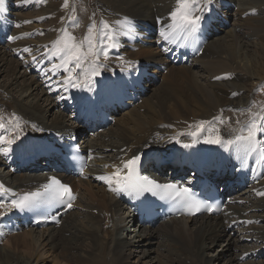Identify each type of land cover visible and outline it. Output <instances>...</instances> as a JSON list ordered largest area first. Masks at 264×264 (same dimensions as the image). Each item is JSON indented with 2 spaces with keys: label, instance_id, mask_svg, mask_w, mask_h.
<instances>
[{
  "label": "bare ground",
  "instance_id": "1",
  "mask_svg": "<svg viewBox=\"0 0 264 264\" xmlns=\"http://www.w3.org/2000/svg\"><path fill=\"white\" fill-rule=\"evenodd\" d=\"M16 1L20 3H16L15 0H6L10 5L13 3L24 7L23 11H20L21 13L18 10L13 11L17 18V25L12 33L26 31L30 33L28 35L30 37L26 38L29 39L26 41L24 39L13 42V47L15 50L24 53L20 46L28 44V48L31 49L29 54L32 55H29L31 57L29 59L30 63L35 64L36 68L41 67V69H44L45 67L49 79L53 76L51 66L45 64L42 57L48 51L45 46L55 42L50 41L53 39V33L56 32V29L48 30L44 27L46 24L37 18L45 17L47 14H56L67 23L69 21L67 17L70 16L71 9H74V0H69L68 8L63 7L64 0H50L48 4L41 3V0ZM226 1L232 4L230 8L224 10L229 24L228 27H218V33L222 29H225V33L220 35L215 32L202 53L199 54L198 52L197 55L192 56L185 51L184 46L192 42L195 34H175V38L169 40H165L160 34L162 28L168 31L169 25L173 23L169 14L176 7L177 0H104L101 10L109 17L106 22L117 33L116 37L124 38L123 29L117 25H120V23L126 25L129 21L133 25L129 31L132 34L128 37H133L132 39L135 42L126 41L128 44L123 48L128 49L129 55L127 56L118 55L111 50L112 48H108L106 49L108 51L106 61L103 62L102 55L100 57L102 67L99 68L100 75L98 78L101 82L99 91L101 92V100L99 103H105L107 99L111 98L122 103L126 108L120 107L121 109L112 113L115 121L110 126L111 128L109 127L110 130L105 129L104 132L100 131L104 129L98 128V131L103 133H96L94 137V139L97 138L96 142L85 139L88 131L82 127L83 116H81V110L79 112L68 110L71 113H68L70 115H65L62 110L55 111L58 102L52 94L57 91V86L63 91L61 97H63L62 102L64 105L69 106L74 102L73 96L61 86L62 81L55 79L49 84L47 79L45 81L47 88H45L42 81L37 79L38 76H35V74L29 75V69L24 67V62L20 61L21 59L24 61V58L18 56L17 59L20 60L14 61L12 59L10 52L5 49V47L8 48L12 45L0 44L1 70L6 71L11 76L9 82L6 80V83H0V89H2L0 90V106L5 107L6 111H8L7 106L9 105L15 107L14 112L16 115L22 120L23 117L27 120L22 127H19V130L15 129L12 132L14 139L19 136L20 139L16 140L18 143L28 144L29 142L34 143V139L38 136L52 138L54 135L66 136L71 132L78 133V135L86 134L81 139V146L98 157L97 160L99 161L97 163L100 166L103 165L105 169L113 172L116 167H122L123 161L145 153H150L152 157L164 162L162 159L167 158L170 153L174 152L176 144L179 142H182L181 146L184 149L188 148V151H190L193 143L183 137L197 131L198 129L194 130V127L201 120L211 122L205 124L209 126L208 137L215 136L217 129L219 135L225 140L235 139L237 135L241 134L246 135L245 127L239 132V127L243 123L240 121L239 126L236 127V132L231 133L228 131V135L225 136L221 129H226L220 128L222 123L214 122L212 117L219 115L227 126L231 119L228 120L227 118L225 120V116H221L224 104L233 106L234 109L238 110L245 107L250 100V93H248V88L244 84L245 81L251 80L257 83L264 78V42L260 43V41H250L249 39L258 35L261 40H264L263 33H261L264 32V16H256L259 14L258 11L260 14L264 13V0H247L245 2L235 0L238 6L234 0H222L221 3L225 4ZM240 4H242L241 7H239ZM1 9L4 14H8L6 8ZM234 9L237 11L232 12ZM243 14H247V16L243 18ZM260 17L262 18L260 19ZM26 21H30V23H26ZM31 21H34V23ZM202 22H204L203 18H201L200 25ZM231 22H233L232 25ZM50 23H53V21ZM237 26L242 29V33H246L245 38L249 41L241 36L242 33L239 34L241 31L236 32L234 28H237ZM63 27H65V24ZM230 27L232 28L229 29ZM226 29L228 30L226 31ZM76 30L77 28H75ZM31 31H36V33ZM94 31L96 34L95 29ZM39 33L40 35H38ZM87 34L88 32L85 35L82 33L81 36L84 40ZM34 36H36V39H32ZM63 36L64 32L61 37ZM14 37V35L11 36L13 41ZM40 39L46 40L38 42ZM138 39L143 42L146 40L153 42L156 46H141L137 42ZM97 42L99 47V41L97 40ZM132 46L138 48L134 54L129 51ZM82 47L85 51L87 50L83 44ZM249 47L252 48L249 49ZM111 55L117 57L115 58L117 60H112ZM33 56L36 57L35 61L32 59ZM179 60L182 63L177 65ZM150 66L155 69H152L150 75L147 76ZM197 67L200 69H197ZM161 69H167L166 74L162 73ZM144 77L146 78L143 83L142 79ZM217 77L221 78L217 79ZM58 80L60 81L58 82ZM10 93H20L19 98L14 101L12 100L13 97L8 99ZM233 93L237 95H233ZM23 95H26V98ZM27 96L32 97L27 98ZM133 97H137V101H134ZM251 103L254 104L255 102ZM142 110L144 111L141 112ZM254 113H259L261 119L264 120V105L254 108L250 115H247L245 111L237 114H239V119L243 117L249 119ZM72 114L76 120L72 118ZM117 114H121V116H117ZM45 116H49L51 119L47 120ZM248 123L249 121L246 125ZM257 123L259 124L260 121H257ZM12 125L16 127L15 123ZM27 135H30V139ZM107 138H109V141H105ZM257 140L264 145V134H259ZM49 144V142L43 141L42 147L45 148ZM185 145L189 146L185 147ZM229 148L235 153L228 156L227 161L234 165L236 171H239L241 168L240 156L243 152L237 150L235 145L228 146L225 144H222L221 151H228ZM104 153L106 155H102ZM212 156L216 155L210 157ZM245 156L248 160L245 167L246 181L253 182L247 186L244 179L240 181L241 183L244 182L248 188L243 191V187L238 186L237 189L241 193L237 195L240 194L239 196H242L240 199L244 198L245 200H249L248 197H244L248 194L258 198L259 200H256L252 207L264 209V195L258 194L264 193V146H259L254 152H247ZM210 157L205 156L203 159L211 161ZM186 159L194 163L196 158L189 153ZM213 160L215 161V159ZM5 164L10 167L6 161L0 162V171L3 170ZM215 165L217 166V164ZM167 169L166 165H162L161 171L169 175L171 171ZM5 170L8 172H0V182L7 183L20 192L29 191L42 181L43 184H46L48 180L43 174L29 175L28 171L37 172L39 170L31 169V167L24 168L23 172L19 174L12 172L10 168ZM86 172L81 177H67L66 179L67 182L74 185L76 192L88 196L89 203L86 205L81 204L79 199L76 201V206L78 204L84 207V211L69 210L65 212L62 215L61 224L59 226L51 225L55 229L49 231L47 236L45 234L36 236L37 234L35 235L33 230L25 232L23 236H20L22 243L19 244L20 241L17 244H19L18 246L23 244L27 247L24 253L29 255V258L27 259L23 255L15 256V253L0 248V264H43L42 256L46 255L49 250L60 248L62 250L55 255L56 260L59 257L65 263L74 264H127V261H130L131 256L134 254L137 253V258L149 257L151 251L158 252L160 256L166 257V264H187L188 260H191L192 264H210L211 262L205 258L207 254H202V251L205 247H210L211 244L222 239V237L225 238H223L224 243L227 242L228 244L225 245L226 248H223L219 255L215 256L216 260L220 259L221 256H226V264H250L251 262L242 263L243 253L244 255L251 254L264 246V241H261L264 238V227H258L256 224L243 225L236 222L245 221V219H259V217L264 219V213H261L263 215L255 214V217L245 216L244 211L246 210L243 211V209L246 206L240 204L239 201L229 202L226 207L228 214L222 211L217 216L184 217L181 225L176 224V222L172 226L168 223L169 221L159 223V221L154 220L151 225L146 227L145 222H140L139 219L136 222L134 220V229H138L137 232L139 233H136V236L140 240L132 246V243L123 241L121 238L123 229L119 230L120 228H117L118 224L115 217L122 212L133 218L137 212H133L131 206L125 204L122 197L123 191H115V197L106 190L105 185L109 187L108 183L97 178L103 175L101 169H93L92 173H100L93 176L88 174V170ZM44 174H47V172ZM155 175L157 176V174ZM158 178L161 180L168 179L166 176H159ZM99 182L104 184H99ZM0 185L6 188V184ZM252 190L256 191V195L253 194ZM4 195L7 197V193H4ZM7 198V202L11 200L10 197ZM74 204H72V209ZM12 211L13 208L5 203V207L0 209V214L10 215ZM110 224L116 228V231L109 227ZM143 224L145 227H143ZM2 227L0 226V230H3ZM236 228L243 229L244 235L232 236L231 233ZM113 231L116 233L113 234ZM102 234H104V237ZM44 236L50 241L48 244L41 243V237ZM242 236L248 242L241 239ZM17 237L19 235H12L11 238L18 240ZM110 237L112 241H110ZM36 247H38L37 250ZM74 250L79 253L72 254L71 252ZM160 250H164L166 253L163 251L159 253ZM83 251L84 254H82ZM33 255L36 256L35 262L31 261ZM108 256L112 262L107 261Z\"/></svg>",
  "mask_w": 264,
  "mask_h": 264
},
{
  "label": "snow or ice",
  "instance_id": "2",
  "mask_svg": "<svg viewBox=\"0 0 264 264\" xmlns=\"http://www.w3.org/2000/svg\"><path fill=\"white\" fill-rule=\"evenodd\" d=\"M207 2L208 0H206L204 7H207ZM63 7H69V0H64ZM200 10L201 5L199 0H177L176 7L169 14L173 23L169 25L168 31H165L163 28L160 30L161 36L165 40H169L170 38L174 39L175 34H195L199 30L201 21V16L196 15L195 13ZM72 11L74 12L75 9H72ZM70 19H72L74 23L76 22L75 17H70ZM26 23H30V21H26ZM95 28L96 24L93 22L89 27L88 36L86 38V51L83 49L82 45L75 43V37L66 30H64V36L54 42V50L52 55L59 56L61 58V63L53 64L52 70L58 71L60 68H64L65 71L68 72V77L61 85L65 88V90H67L68 85H71L72 87L83 86L91 90L94 84L93 78L100 75L99 68L102 67V63L100 61L101 55L106 60L108 58V51L106 49L115 48L118 46V44L115 42L114 36L109 30L106 31L103 36L104 47H98V44L93 40V30ZM105 28L108 29V25L106 23ZM13 39H15V37ZM23 51L28 53L31 52V49L25 48ZM89 57H91V59H89ZM32 59L35 61L36 57L33 56ZM86 61L90 71L85 68ZM69 65H72V67H69ZM77 68L81 69V71L85 73L83 77L73 76V71ZM220 78L221 77H217V79ZM233 95L237 94L233 93ZM61 99H63V97H61ZM213 121H219L220 123L225 122L219 116L213 117ZM257 121H260V123L258 124ZM206 123L211 122H206L203 120L199 121L197 125L198 130L203 129ZM237 123H239V121H237ZM3 127L4 125L0 124V128ZM19 127V124H17L16 129L19 130ZM244 131H246V135L241 134L237 135L235 139L225 140L221 135H219V130L217 129V134L215 136H209L207 142L213 144H225L228 146L237 145L239 147H243L245 153L249 151L254 152L259 146H264L257 140L259 134H264V120L261 119L259 113L253 114L252 119L245 126ZM8 135H11L10 131L7 135H0V145L7 144L11 146L16 142V140L20 139L19 136H17L15 139H8ZM192 135L195 136L196 133H192ZM188 146L189 145H185V147ZM9 151V147H0V153L5 156L9 154ZM140 160L141 157L139 155H135L131 159L123 161L122 167H116L113 173L109 175H102L97 178L107 182L110 190L116 192L128 191L140 194L143 192H152L154 189H160L166 197L181 202L189 211V213L193 215L201 211L202 208L210 212L214 210L212 206L203 204L202 202L196 200L191 194L190 189L187 187L177 186L176 184L171 183L161 185L154 180H150L147 177L139 175L138 167ZM113 184H115L116 187H112ZM9 191L11 190L4 188L3 185H0V209L5 207L3 195ZM258 194L264 195V193ZM74 199L75 196L72 193L71 187L67 184L61 183V181L55 177H52L50 182L44 186V190L42 192L35 191L24 193L17 198L11 199L7 203L13 209L25 211L37 208L45 203L64 204L68 208H71L72 201ZM247 223H253V221H247Z\"/></svg>",
  "mask_w": 264,
  "mask_h": 264
},
{
  "label": "rangeland",
  "instance_id": "3",
  "mask_svg": "<svg viewBox=\"0 0 264 264\" xmlns=\"http://www.w3.org/2000/svg\"><path fill=\"white\" fill-rule=\"evenodd\" d=\"M16 1V0H15ZM36 1H38V0H36ZM42 2L41 3H46V4H48V2L50 1V0H41ZM44 1V2H43ZM235 1V0H234ZM240 2H245V1H247V0H239ZM103 2H104V0H74V9H75V11L73 12L72 11V9H71V14H70V16L69 17H67V19L70 21V20H72V19H70V17H75V19H78L79 20V23H78V25H76V26H73V27H70V26H67V23H68V21H67V23H65L62 19H60V16H58V15H56V14H52V15H49V14H47V15H45V17H40V18H37V19H41V21L42 22H44L46 25H44V27L45 28H47L48 30H50V29H56V32H54L53 33V35H54V37H53V39L50 41V42H52V41H57L58 39H60V37H61V35H62V33L64 32V30H66L67 32H69L71 35H73L74 37H75V42H77L78 44H80V45H82L83 44V46L85 45L84 44V39H83V37L81 36L82 35V33L85 35L87 32H89V28L88 27H90V25L93 23V22H95V24H96V28H95V30H96V34H94V39H95V42L96 43H98L97 42V40L99 41V47H102V46H104V42H103V36H104V33L106 32V31H111V34L114 36V37H116V32L113 30V28L106 22V20H108L109 19V17H107L105 14H104V12L101 10V8L103 7ZM236 2V4H237V1H235ZM221 3V2H220ZM222 4V3H221ZM222 5H224V3L222 4ZM241 5L242 4H240L239 5V7H241ZM237 6H238V4H237ZM22 7V6H21ZM245 7H248V6H245ZM38 10V9H37ZM236 9H234V10H232V12L233 11H235ZM23 11V8L21 9L20 8V10H18V12L19 13H21V12ZM237 11V10H236ZM258 15H256V16H264V13L263 14H260V12L258 11ZM75 14V15H74ZM88 14V15H87ZM82 15H84L83 17H82ZM231 16H233V15H231ZM247 16V14H243V18H245ZM250 16H255V15H250ZM249 17V16H248ZM262 17H260V19L262 18ZM240 18V17H239ZM36 19V20H37ZM46 19V21H44ZM137 20H139V19H137ZM51 21H53V23H50ZM100 21H102L103 23H100L99 24V22ZM31 22H33L34 23V21H31ZM62 22H64V23H62ZM85 23V25H83ZM105 23L108 25V29H106L105 28ZM253 23H255V22H253ZM65 24V27H63V25ZM98 24H99V26H98ZM121 24H123V23H120V25ZM223 23H221V24H219V25H217L216 27H217V30L216 31H212V35L211 36H213L214 35V33L216 32V33H218V27L219 26H224V25H222ZM233 24V22H231V25ZM225 26H227L228 27V25L226 24ZM44 27H43V29H44ZM78 27H80L79 29H78ZM84 27V28H83ZM121 27V26H120ZM75 28H77V30L75 31ZM232 27H230L229 29H231ZM234 29H236V32L239 30V34H241L242 33V29L241 28H239L238 26H237V28H234ZM228 29H226V31H227ZM94 31V30H93ZM223 31V32H222ZM74 32V33H73ZM80 32V33H79ZM225 33V29H222L221 30V32H219L218 34H220V35H223ZM261 33H263V37H264V32H261ZM38 35H40V33L38 34ZM38 35H36V36H38ZM36 36H34L32 39H36ZM241 36L246 40V41H249L247 38H245V36H246V33L245 32H243L242 34H241ZM122 38V37H121ZM31 39V38H30ZM250 39V41L252 40H255V41H260V43H263L264 42V40H261L260 39V37L258 36V35H255L253 38H249ZM26 40H29V39H25L24 41H26ZM46 39H40L38 42H40V41H45ZM209 41V40H208ZM115 42L118 44V47L119 46H121V43H120V40H115ZM125 45L126 44H128L126 41H124L123 42ZM140 44H141V46H147V45H151L152 47H154V46H156V45H154V43L153 42H149V43H146V45L145 44H142L141 42H140ZM16 45H19V44H16ZM51 45V48H53L54 47V43L53 44H50ZM2 47H4V46H2ZM11 46H9L8 48H6L5 47V49L8 51V52H10V54H11V57H12V59L14 60V61H16V60H20V59H17V54L15 55L14 53H16L15 51H13V50H11L10 51V48ZM24 47V48H23ZM20 48L22 49V50H24L25 48H28V44L27 45H23V46H20ZM252 47H249V49H251ZM132 49V50H131ZM131 49H129V51H132V53L134 54V53H136L137 52V50H138V48L136 47V48H134L133 46H132V48ZM134 49V50H133ZM128 49L127 48H120L119 47V53H120V55L121 56H127V55H129V53H128V51H127ZM24 52V51H23ZM111 52H113V51H111ZM249 52V51H248ZM25 54H29V52L28 53H26V52H24ZM250 53V52H249ZM31 57L29 56V59H30ZM115 58H117V57H115V56H113V55H111V59L112 60H117V59H115ZM89 59H91L90 57H89ZM21 62H23V60L21 59L20 60ZM106 60L105 59H103V62H105ZM86 63V62H85ZM25 67V66H24ZM24 67H21V68H24ZM167 68V67H166ZM152 69H155V68H152L151 67V69H150V71L152 70ZM197 69H200L199 67H197ZM162 71V73H164V74H166V72H167V69L165 70H161ZM6 71H3V70H1V67H0V83H6V80H7V82H9L11 79V76L6 72ZM28 73H29V70H28ZM32 72H30V74L29 75H33V74H35V73H32ZM161 73V72H160ZM161 73V74H162ZM35 76H36V74H35ZM8 77V78H7ZM67 78V77H66ZM66 78H64V79H61V81H62V83L65 81V79ZM9 79V80H8ZM38 79V78H37ZM40 80V79H39ZM41 81V80H40ZM60 80H58V82H59ZM223 81V80H222ZM58 82H57V84H58ZM162 82H163V78H162ZM220 82V81H219ZM255 81H251V80H247V81H245V83L244 84H246V86H247V88H248V93H250L249 94V102L245 105V107H243V108H241V109H234L233 108V106H230V105H228V104H224V106H223V111H221L222 113H221V116L222 117H224L225 116V120H227V118H228V120H230L231 119V121L227 124V126H226V122H224V123H222L221 124V126H220V128H225L226 130H223V129H221V131L223 132V133H225V136H227L228 135V131L229 132H231V133H233V132H236L235 130L237 129L236 127H238L239 126V123H240V121L241 122H243V118H240L239 119V114H237V113H241L242 111H245L246 113H247V115L249 114H251L252 112H253V109L254 108H256V107H258V106H260V105H264V78L262 79V80H259L257 83H254ZM62 83H61V85H62ZM254 83V84H253ZM56 84V83H55ZM249 86V87H248ZM45 88H47V85H45ZM0 90H2V89H0ZM47 90H49V89H47ZM50 91V90H49ZM50 92H52V91H50ZM17 94V95H16ZM16 94H12V93H10V95H9V98L8 99H10L11 97H13L12 98V100L14 101L16 98L18 99L19 97H18V95L20 94H18V93H16ZM64 94V93H63ZM66 95V94H65ZM53 96V95H52ZM23 97H25L26 98V95H23ZM32 96H30V97H28L27 96V98H31ZM54 97V96H53ZM55 98V97H54ZM252 99V100H251ZM26 100H28V99H26ZM29 100H31V99H29ZM61 100H63V99H61ZM259 100V101H258ZM56 101V100H55ZM58 102V101H57ZM251 102H255L254 104H256L255 106H254V104H252ZM223 105V104H222ZM251 105H253V106H251ZM258 105V106H257ZM251 107H253V108H251ZM15 107H13V106H11V105H9V106H7V109H8V111H6V109H5V107H1L0 106V118L1 119H3V121H5V123H7V121L5 120V119H13V113H15L14 112V109ZM13 110V111H12ZM60 110H62L64 113H65V115H70L71 113L70 112H67V111H65L64 109H62V108H60V106H59V104H57V107L55 108V111L57 112V111H60ZM144 110H142L141 112H143ZM205 111V110H204ZM240 111V112H239ZM248 111V112H247ZM124 112V111H123ZM122 112V113H123ZM68 113H70V114H68ZM121 113V114H122ZM121 114H117V116H121ZM116 116V117H117ZM219 116V115H218ZM46 118L45 119H51V117L49 118V116H45ZM70 117V116H69ZM214 117H217V116H214ZM213 118V117H212ZM211 118V119H212ZM117 119V118H116ZM210 120V119H209ZM245 120H247V119H245ZM115 121V120H114ZM113 121V122H114ZM237 121H239V123H237ZM26 122V119L23 117V120H22V123H21V125H23L24 123ZM113 122L106 128V129H108V130H110L109 129V127L113 124ZM216 122H219V121H216ZM183 124V123H182ZM184 124H186V123H184ZM15 127V126H14ZM111 128V127H110ZM196 129H198V127L197 126H195L194 127V130H196ZM234 129V130H233ZM108 130H106V131H108ZM233 130V131H232ZM100 131H104L105 132V129L104 130H100ZM100 131H96L95 133H92V134H90V133H88L87 134V137H85L86 136V134H84V135H80L79 134V136H78V142L80 143L81 142V139L83 138V137H85V139H87V141L88 140H90V142H96V139H94V137L96 136V133L97 132H100ZM101 133H103V132H100V134ZM98 137V136H97ZM37 138V137H36ZM28 140V139H27ZM111 140V139H110ZM105 141H109V138H107V140L105 139ZM81 144V143H80ZM106 154H109V153H107V152H105ZM102 154V155H106V154ZM101 154V153H100ZM98 158V157H97ZM5 160L2 158V157H0V162H4ZM8 165L7 164H5V168L3 167V170L2 171H0V172H3V173H5V169H9L10 167H7ZM96 166H98V167H100V165L97 163V165ZM104 166L103 165H101V168H103ZM96 169H100V168H96ZM6 172H8V171H6ZM17 174H19V173H21V172H16ZM29 175H38V174H44V170H42V171H28L27 172ZM97 184V183H96ZM248 187L247 186H245V187H243L242 188V190L244 191L245 189H247ZM97 189V188H96ZM248 191V190H247ZM81 192V191H80ZM84 191H83V189H82V193H83ZM252 192H253V194H255L256 195V191H253L252 190ZM239 193H241V192H239ZM230 195V194H229ZM228 195V196H229ZM242 196H240V198H241ZM244 197H248L249 198V200H245L244 198V200H241V203L240 204H244L246 207H245V209H243V211L244 210H246V211H244V213H246L245 214V216H251V217H255V214H257V215H263V214H261V213H264V209L263 208H254V207H252V205H253V203H256V200H259L258 198H255V197H253V196H249V194L247 195V196H244ZM79 201L81 202V204H83V205H86L87 203H89V201H88V196L87 195H80L79 194ZM77 201V200H76ZM72 210H83L84 211V207H82V206H80V205H78L77 204V206H76V203H75V206H74V208L73 209H71V211ZM218 214H216V216H217ZM137 216V214L136 215H134L133 216V218H132V216H128V214L126 213V215L124 214V213H120L118 216H116L115 217V219H116V221H117V228H120L119 230H121V229H123L122 231V234H121V238L123 239V241H128V242H130V243H132V246H134L135 245V243H137V242H139V240H140V238H138V236H136V233H138L137 232V230H135L134 229V227H135V225H134V220H135V222L139 219V221L140 222H144V221H142L138 216ZM208 216H211V215H208ZM176 218V219H175ZM181 218V219H180ZM184 217H176V216H174V217H170V218H168V219H166V220H164V221H159V223L160 222H162V223H164V222H168V223H170V225H172V226H174L175 225V223L176 224H178V225H181V224H183V223H181V222H183V219ZM252 221H253V223H251V224H256L258 227H264V219L262 218V217H259V219H251ZM259 224V225H258ZM250 225V224H249ZM59 226V225H58ZM112 224H110L109 225V227L110 228H112L114 231H116V228H114V226H112ZM145 226L146 227H148L149 225L147 224V223H145ZM144 226V224H143V227H145ZM171 226V227H172ZM54 226H51V225H45V226H39V227H35V226H28V227H20L19 229H16V230H14V231H9V232H11V233H9L7 230L5 231V229L4 230H0V248H2L3 250H6V251H10V252H12V253H15V256H17V255H23V256H25L27 259L29 258V255H26V253H24V250H26V248L27 247H25L23 244L22 245H20V246H18L19 244H21L22 243V241L20 240V239H22L20 236H23L24 235V233L25 232H27V231H32L33 230V232H34V234L36 235V236H41L42 234H45L46 236L48 235L47 233H49V231H52V230H54L55 228H53ZM142 229V228H141ZM136 232H135V231ZM112 232L113 234H115L116 232ZM45 232V233H44ZM15 233V234H14ZM40 234V235H39ZM139 234V233H138ZM141 234V233H140ZM232 236H234V237H237V236H241V235H244L243 234V229L241 230V228H236L235 230H233L232 231ZM12 235H14V236H18L19 235V237H17L18 238V240H15V239H13V238H11L12 237ZM103 235V237H104V234H102ZM46 236H44V237H41V243H45V244H48L50 241H48V238H45ZM224 237H222V239H220V240H218L217 242H215V243H213V244H211V246L210 247H205L204 248V250L202 251V254H204V255H206L205 256V258L206 259H208L211 263L210 264H226V256H221V258L220 259H218V260H216L215 259V256L216 255H219L220 254V252L222 251V249L223 248H226L225 247V245H227L228 243L226 242V244L224 243L225 242V238L223 239ZM9 239V240H8ZM241 239H243L244 241H246V239L245 238H243V236L241 237ZM45 240V241H44ZM14 241H16V242H14ZM18 241V242H17ZM21 241V242H20ZM110 241H112V239H111V237H110ZM261 241H264V238L263 239H261ZM20 242V243H19ZM246 242H248V241H246ZM17 243H19V244H17ZM40 244V243H39ZM65 244V243H64ZM64 244H62V245H64ZM207 245H208V243H207ZM49 246V249H50V244L48 245ZM48 246H47V248H48ZM18 248V249H17ZM37 248L38 247H36V250H37ZM149 248V247H148ZM156 248V246L154 247V249ZM48 249V250H49ZM62 250V248H60V249H56V250H49L48 251V253H46V255H44V256H42L41 257V260H43V264H74V263H65V261H63L62 259H60L59 257H58V259L56 260V258H55V255L59 252V251H61ZM209 250V251H208ZM75 251H77V250H74V251H72L71 253L72 254H78L79 252L77 251V252H75ZM162 251L164 252V253H166L164 250H160L159 251V253H162ZM206 251V252H205ZM257 251V250H256ZM246 253V252H245ZM254 253H255V251L253 252V253H251L252 255L251 256H247V257H245L244 256V253H243V255H242V259H241V261H242V263L243 262H251L250 264H253V263H255V264H264V256H255L254 255ZM82 254H84V251L82 252ZM141 254V253H140ZM52 255V256H51ZM28 256V257H27ZM32 257H33V259H32ZM31 257V261H34L35 262V258H36V256L35 255H33ZM151 257V258H150ZM162 259H161V258ZM214 257V258H213ZM109 258V259H108ZM107 261H109V262H112L111 261V258L108 256L107 258ZM164 261L162 264H166V257H163V256H160V254H158V252H153V251H151L150 252V256L149 257H143V258H137V253L136 254H134L133 256H131V258H130V261H127V264H161V262L162 261ZM214 260V261H213ZM245 260V261H244ZM55 261V262H54ZM253 261V262H252ZM108 262V263H109ZM188 263L187 264H192V261L191 260H188L187 261ZM224 262V263H223ZM15 263V262H14Z\"/></svg>",
  "mask_w": 264,
  "mask_h": 264
}]
</instances>
